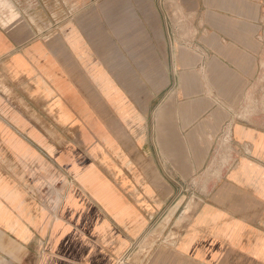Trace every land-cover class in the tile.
I'll list each match as a JSON object with an SVG mask.
<instances>
[{
	"label": "crops",
	"instance_id": "obj_1",
	"mask_svg": "<svg viewBox=\"0 0 264 264\" xmlns=\"http://www.w3.org/2000/svg\"><path fill=\"white\" fill-rule=\"evenodd\" d=\"M7 1L0 264L130 263L154 221L142 264H264V104L239 110L264 76V0H80L45 30Z\"/></svg>",
	"mask_w": 264,
	"mask_h": 264
},
{
	"label": "rangeland",
	"instance_id": "obj_2",
	"mask_svg": "<svg viewBox=\"0 0 264 264\" xmlns=\"http://www.w3.org/2000/svg\"><path fill=\"white\" fill-rule=\"evenodd\" d=\"M172 1L173 0H171L170 2ZM17 2H19V4L22 3L21 7H24L22 9L24 10L26 14V18L29 19L30 24H34L32 26H35L36 29H42V30H45V27L44 25L40 26L41 25L40 22H46V20L48 21V19L52 18V15L57 19L58 17H62L64 12L69 13L68 11H71L70 13L72 15V12L74 13L75 10L80 9V6L78 5V3H80V0H70L71 4L67 6L63 4L64 2L63 0H17ZM1 3L5 4V3H8V1L0 0V4ZM37 3H39V6H37ZM71 6H74L73 7L75 9L74 11H72L73 8ZM47 9H49L50 18L47 16ZM2 24L4 25V28L17 40H19L22 36H26L27 33L30 31V27L28 26V24L20 17L19 14L12 12V10H11L9 18L7 20H2ZM261 82H262L261 85H258L256 90L248 94L243 107L239 108V110H242L240 111L241 113L240 116L244 117L246 114H250L255 111H258L261 105L264 104V76ZM12 83L13 82H11L8 79V76H6L5 74H0V91H2L4 94H7L8 97H11L12 95L16 94V91L13 89ZM153 108L154 107L152 105L151 112L153 111ZM219 148H220V151H219L220 156L218 157L220 160L221 156L224 154L222 152L223 150H221L224 148V144H222ZM199 193H202V194L206 193V187L205 186H196V187L186 186L182 190V197L185 196L187 198L189 197L190 199L191 196H196ZM187 206H188V203H184L182 210H185ZM189 209L190 208H188V210ZM173 222L171 223L170 227L167 229L165 235H167L171 231ZM156 223H157L156 221L152 223L151 233H150L151 236H150V239L146 242V244L148 245H146L147 247H145V251L140 250L137 253L139 256H136L134 260L132 259L133 262L131 261L130 263H128L130 260V255H129L123 261H121L122 263L120 262V264H142L143 253L146 254L149 248H152L156 243H159L158 237H159V230H161V227L159 228L158 227L159 225H157Z\"/></svg>",
	"mask_w": 264,
	"mask_h": 264
},
{
	"label": "bare ground",
	"instance_id": "obj_3",
	"mask_svg": "<svg viewBox=\"0 0 264 264\" xmlns=\"http://www.w3.org/2000/svg\"><path fill=\"white\" fill-rule=\"evenodd\" d=\"M245 5V4H244ZM244 7V6H243ZM116 44V43H115ZM124 54V53H123ZM129 63V62H128ZM113 80V79H112ZM191 250V249H190Z\"/></svg>",
	"mask_w": 264,
	"mask_h": 264
}]
</instances>
